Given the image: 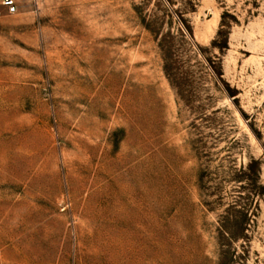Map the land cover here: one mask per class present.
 Listing matches in <instances>:
<instances>
[{"label":"rangeland","instance_id":"1","mask_svg":"<svg viewBox=\"0 0 264 264\" xmlns=\"http://www.w3.org/2000/svg\"><path fill=\"white\" fill-rule=\"evenodd\" d=\"M263 142L264 0H0V264H264Z\"/></svg>","mask_w":264,"mask_h":264},{"label":"trees","instance_id":"2","mask_svg":"<svg viewBox=\"0 0 264 264\" xmlns=\"http://www.w3.org/2000/svg\"><path fill=\"white\" fill-rule=\"evenodd\" d=\"M227 15H229V13L227 11H223L221 13L219 28L217 30V37L213 40V43H216L219 47L227 44L228 33H229V24H230V20L228 18H226ZM215 71L217 73H220L219 70H215ZM263 146H264V142H263ZM249 164L250 165H253V164L259 165V159L258 158H252Z\"/></svg>","mask_w":264,"mask_h":264},{"label":"built area","instance_id":"3","mask_svg":"<svg viewBox=\"0 0 264 264\" xmlns=\"http://www.w3.org/2000/svg\"><path fill=\"white\" fill-rule=\"evenodd\" d=\"M9 12H15L18 9V0H2Z\"/></svg>","mask_w":264,"mask_h":264}]
</instances>
